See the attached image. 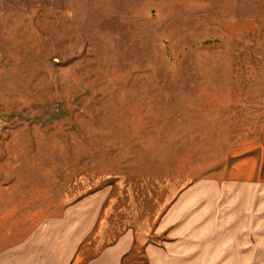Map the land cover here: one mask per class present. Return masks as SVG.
Masks as SVG:
<instances>
[{
  "label": "rangeland",
  "instance_id": "rangeland-1",
  "mask_svg": "<svg viewBox=\"0 0 264 264\" xmlns=\"http://www.w3.org/2000/svg\"><path fill=\"white\" fill-rule=\"evenodd\" d=\"M244 156L264 160V0H0V227L70 207L69 264L125 235L118 264H208ZM238 194L233 243L248 221L264 256V194Z\"/></svg>",
  "mask_w": 264,
  "mask_h": 264
},
{
  "label": "crops",
  "instance_id": "crops-1",
  "mask_svg": "<svg viewBox=\"0 0 264 264\" xmlns=\"http://www.w3.org/2000/svg\"><path fill=\"white\" fill-rule=\"evenodd\" d=\"M246 158L248 156L236 159L238 162H235L234 168H231L228 179L230 181L225 184L232 193L231 202H228L229 209L224 213L226 226L217 232V243L209 245L204 256L200 254V246L195 247L198 251L193 256L198 260H194L193 263L264 264V256L258 257L256 253L251 252L256 246L251 244L249 239L248 221L244 229L241 227V233H246L244 245L234 244L232 233L236 231L228 229L234 217L240 215L242 219L244 216L248 218V204L243 202L247 198L244 196V200L240 199V206L236 207L234 203L238 200L239 192L245 195H249L250 191L264 194V160L263 162L260 160L261 163L258 159L257 162L253 160L249 162ZM234 171L235 175H233ZM62 213L63 220L53 216L38 218L33 222V217L24 218L22 214L9 217L6 225L0 227V264H69L78 241L86 234L88 228L85 226L79 231H74L71 221L72 208H64ZM20 218L24 219L23 222H19ZM122 240V243L107 248L100 256L84 264H118L129 238L125 235L118 242ZM238 248L245 251H234ZM262 253L264 254V251ZM201 257L208 260L201 262L199 260Z\"/></svg>",
  "mask_w": 264,
  "mask_h": 264
}]
</instances>
